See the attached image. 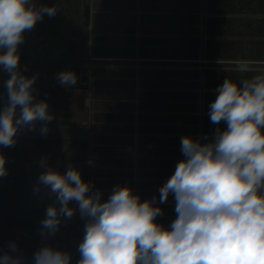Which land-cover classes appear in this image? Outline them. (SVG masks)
I'll return each mask as SVG.
<instances>
[{"label":"crops","instance_id":"0c3cea01","mask_svg":"<svg viewBox=\"0 0 264 264\" xmlns=\"http://www.w3.org/2000/svg\"><path fill=\"white\" fill-rule=\"evenodd\" d=\"M36 3L58 11L30 31L33 49L47 57L91 58L89 88L60 85L55 77L68 66L35 61L25 48L21 70L39 73L36 97L49 102L56 117L50 124L90 126L92 146L79 156L53 144L43 152L40 141L19 140L18 147L27 167L41 156L63 171L71 163L103 191L102 200L117 184L129 185L141 201L158 198L183 159L181 137L214 131L208 116L213 90L225 78L264 74V0H89L88 25L84 0ZM241 64L247 71H239ZM35 196L43 219L52 201ZM159 206L157 222L168 227L176 218L174 197ZM71 220L62 221L54 245L78 253L86 221L78 210Z\"/></svg>","mask_w":264,"mask_h":264},{"label":"clouds","instance_id":"9594fccd","mask_svg":"<svg viewBox=\"0 0 264 264\" xmlns=\"http://www.w3.org/2000/svg\"><path fill=\"white\" fill-rule=\"evenodd\" d=\"M57 11L56 5L38 6L36 0H0V71L8 76L6 98L0 93V147H14L18 133L35 131L38 123L40 134L47 135L56 118L48 102L36 97L39 73L29 77L21 70L19 49L24 33ZM239 71H247L246 65ZM55 79L68 88L79 78L64 70ZM213 92L208 116L214 131L181 137L183 159L158 198L141 201L129 185L117 184L102 200L103 191L86 182L77 167L69 163L62 173L41 156L43 171L33 192L52 201L40 221L42 240L54 237L78 210L86 222L76 264H264V74L225 78ZM7 175L0 153V177ZM169 195L176 218L165 227L156 218ZM71 262L70 252L47 244L32 255V264ZM0 264H27L15 241L0 254Z\"/></svg>","mask_w":264,"mask_h":264},{"label":"rangeland","instance_id":"374dc122","mask_svg":"<svg viewBox=\"0 0 264 264\" xmlns=\"http://www.w3.org/2000/svg\"><path fill=\"white\" fill-rule=\"evenodd\" d=\"M201 18L204 17L201 16ZM19 51L20 63H24L23 58L26 57V52L23 44ZM2 73L3 71H0V74ZM28 76L30 77V75ZM5 157L8 175L0 177V248L6 251L8 242L15 241L27 264H32L33 253L42 245L47 244L56 248L54 237L42 240L39 235L42 215L33 198L35 196L33 192L35 182H33L32 176L35 174V179H37L39 176L37 172L40 169L34 163L35 161H30L33 165L25 166L27 158L19 147L18 152L16 149L13 153L8 151ZM35 179L34 181H37Z\"/></svg>","mask_w":264,"mask_h":264},{"label":"water","instance_id":"95a60500","mask_svg":"<svg viewBox=\"0 0 264 264\" xmlns=\"http://www.w3.org/2000/svg\"><path fill=\"white\" fill-rule=\"evenodd\" d=\"M84 24L88 25L90 19V5L89 0H84ZM24 48L27 54L34 60L45 63V64H62L68 66V70L74 71L78 76V83L74 85L73 89H87L89 88V72L91 71L88 67L93 63V60L89 57L81 58H57V57H47L45 55L38 54L31 45V35L30 31L24 33ZM63 68V67H62ZM66 70L64 67L62 71ZM1 91V89H0ZM1 93V92H0ZM6 98V95H5ZM40 124H37L35 131H21L19 132L20 138L25 141H40L43 142L41 146V151L46 152L48 148L57 146L58 151L73 153L77 156L85 154L91 150L92 146V134L90 132V126L86 125H55L49 124V132L47 135H41L39 132ZM57 142V144H54ZM52 161V158H49V162ZM52 167L56 168L60 172L63 171V167L57 163H52ZM71 225L73 224L72 220L68 221ZM64 223V222H63ZM3 253V250L0 248V254ZM72 254L71 264H76L78 261V253L72 249L70 251Z\"/></svg>","mask_w":264,"mask_h":264},{"label":"flooded vegetation","instance_id":"af4514ba","mask_svg":"<svg viewBox=\"0 0 264 264\" xmlns=\"http://www.w3.org/2000/svg\"><path fill=\"white\" fill-rule=\"evenodd\" d=\"M36 51V50H35ZM37 52V51H36ZM39 54V53H38ZM33 59V58H32ZM63 59V58H62ZM34 60V59H33ZM36 61V60H35ZM2 76H0V87H1V93L4 91H6L4 88H3V81L6 80L8 78L7 76V73L3 72L2 74H0ZM6 95V94H5ZM0 107H2V105H0ZM19 140H22L20 138V135L18 133V138H17V143L14 147H9V148H4V147H0V153H3L4 155H6L8 153V151L12 152L16 149V152H18V143H19ZM13 149V151H12Z\"/></svg>","mask_w":264,"mask_h":264}]
</instances>
